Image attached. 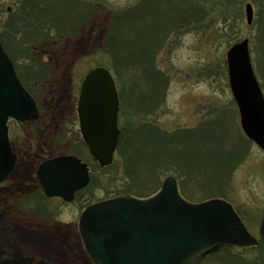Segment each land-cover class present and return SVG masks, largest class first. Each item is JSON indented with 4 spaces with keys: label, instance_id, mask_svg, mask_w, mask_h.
Segmentation results:
<instances>
[{
    "label": "trees",
    "instance_id": "16d2710c",
    "mask_svg": "<svg viewBox=\"0 0 264 264\" xmlns=\"http://www.w3.org/2000/svg\"><path fill=\"white\" fill-rule=\"evenodd\" d=\"M246 1L254 8L249 51L264 94V0H137L127 8L112 11L102 43L103 50L109 54L119 97L115 159L110 165L100 166L79 139L77 148L70 152L87 162L90 180L84 189L76 192V198L96 183L99 176L109 188L106 197L150 196L168 174L175 176L181 193L184 188L186 191L197 188L209 194L225 189L231 172L248 155L251 141L242 133L232 110L226 114L215 109L193 126L172 130L161 127L155 116L165 101L170 76L159 68L156 55L170 47L171 39L185 32L219 29L228 44L237 41L243 33V15L237 10ZM13 2L10 10L6 8L0 14L2 27L8 33L5 41L12 46H24L18 56L28 61L25 72L38 79L48 73L49 63L40 59V50L36 51L33 44L63 40L75 30L84 7L72 0ZM0 40L23 85L38 102L19 73L13 54L4 40ZM221 61L224 65V60ZM230 104L234 105V101L230 100ZM43 197L32 196L27 202L39 209L43 207ZM257 239L256 244L245 247L224 245L196 264H264V244ZM17 254L21 259L24 256L20 251ZM21 259L11 262L24 264Z\"/></svg>",
    "mask_w": 264,
    "mask_h": 264
},
{
    "label": "rangeland",
    "instance_id": "374dc122",
    "mask_svg": "<svg viewBox=\"0 0 264 264\" xmlns=\"http://www.w3.org/2000/svg\"><path fill=\"white\" fill-rule=\"evenodd\" d=\"M72 1L84 7L75 30L60 43H55L56 39H53L33 44L36 51L40 50V59L49 63L48 73L41 74L38 79L25 72L28 61L18 56L24 46L6 43L8 33L0 19V39L13 54L19 73L38 100L39 109L33 121L9 119L7 122L8 135L17 154V165L5 183L6 188H2L4 184L0 183V219L3 217L5 220L0 222V264H14L11 261L21 259L17 254L21 249L25 251L21 259L24 264H92L81 254L83 247L77 226L78 215L88 201L106 197L109 188L104 186L103 177L99 176L96 183L81 191L78 198L71 202L59 197H43V209H38L27 200L43 195L36 179V167L42 159L77 148L80 136L76 98L81 78L96 65L106 66L111 71L109 54L103 50L102 43L111 13L129 7L137 0ZM244 3L237 13L243 15L241 38H248L252 24L245 22ZM13 4L12 0H0V14ZM228 45L219 29L216 32L191 31L171 39L170 47L156 55L157 65L170 76L165 101L155 116L161 127L172 130L193 126L215 109L217 113L226 114L232 110L238 122L236 106L230 104L232 95L226 64L221 61L225 59ZM43 52L49 55L44 56ZM182 194L191 201L206 199L210 195L223 196L245 218L248 230L257 234L264 213V152L255 144L251 145L246 158L231 172L224 190L217 189L209 194L197 188L189 191L184 188ZM18 226L22 230L17 229L15 233ZM22 231L33 236L27 246L24 245ZM67 232L77 241L78 247L72 245ZM42 241H48L51 244L48 248L64 254V259L37 246Z\"/></svg>",
    "mask_w": 264,
    "mask_h": 264
},
{
    "label": "water",
    "instance_id": "95a60500",
    "mask_svg": "<svg viewBox=\"0 0 264 264\" xmlns=\"http://www.w3.org/2000/svg\"><path fill=\"white\" fill-rule=\"evenodd\" d=\"M248 24L250 2L244 5ZM229 87L244 134L264 150V97L254 75L246 38L225 52ZM119 99L109 69L95 66L83 76L77 96L79 131L90 154L101 165L111 163L117 144ZM34 99L20 82L0 42V181L12 170L15 154L8 142L7 119L37 118ZM36 176L43 192L73 198L88 181V167L75 155L42 161ZM84 249L95 264H195L203 254L223 244L255 243L232 206L221 198L198 203L183 199L172 175L148 198L120 195L88 205L79 216ZM264 241V214L259 225Z\"/></svg>",
    "mask_w": 264,
    "mask_h": 264
},
{
    "label": "bare ground",
    "instance_id": "6f19581e",
    "mask_svg": "<svg viewBox=\"0 0 264 264\" xmlns=\"http://www.w3.org/2000/svg\"><path fill=\"white\" fill-rule=\"evenodd\" d=\"M18 167V166H17ZM2 220H4V218L3 217H1V219H0V222L2 221ZM5 221V220H4ZM13 226V225H12ZM17 229H19V230H22L21 229V226H18L17 228H16V230H15V233L17 232ZM65 231V230H64ZM20 233H22V239H23V241H24V245H26L27 246V244L29 243V241L33 238V236H32V234H30V233H26L25 231L23 232H20ZM27 236H26V235ZM67 234L69 235V233L67 232ZM31 236V237H30ZM69 237H70V239H71V243H72V245L73 246H75V247H78V243H77V241L76 240H74L73 239V237L72 236H70L69 235ZM65 239L67 240L68 239V236L65 234ZM68 241V240H67ZM46 244H50V243H48V241H42V242H38V244H37V246H41V247H43V250L44 251H46V252H51V253H55L54 255H56V256H58V257H60V258H63L64 259V254H62L60 251H58V250H55L54 248H53V250L51 249V248H48V247H51V244L50 245H47L46 246ZM20 252L22 253V254H25V251L23 250V249H21L20 250ZM81 254L87 259V256H86V253H85V251L83 250V252L81 251ZM42 256V255H41ZM43 259V258H42Z\"/></svg>",
    "mask_w": 264,
    "mask_h": 264
},
{
    "label": "flooded vegetation",
    "instance_id": "af4514ba",
    "mask_svg": "<svg viewBox=\"0 0 264 264\" xmlns=\"http://www.w3.org/2000/svg\"><path fill=\"white\" fill-rule=\"evenodd\" d=\"M14 1V0H13ZM8 10H10V8H8ZM61 42V38L60 39H56L55 43H60ZM39 157L41 158V156L39 155Z\"/></svg>",
    "mask_w": 264,
    "mask_h": 264
}]
</instances>
